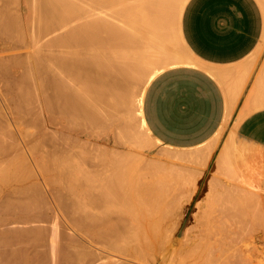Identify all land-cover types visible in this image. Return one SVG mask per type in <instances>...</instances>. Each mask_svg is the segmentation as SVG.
<instances>
[{
	"label": "bare ground",
	"instance_id": "bare-ground-1",
	"mask_svg": "<svg viewBox=\"0 0 264 264\" xmlns=\"http://www.w3.org/2000/svg\"><path fill=\"white\" fill-rule=\"evenodd\" d=\"M186 2L187 0H0V73L12 74L9 76L12 78L11 84L5 76L9 83L2 82V86L0 85L3 88L10 86L12 90V96H8V101L5 99L6 96H1L4 100L0 97L4 102L7 101L1 104L7 103L8 106L6 111L0 108L1 114L2 111L5 112L3 114L5 118L2 117L4 120H0L2 126L4 125L0 129V153L6 152V149H10L8 152L12 150L15 152L14 148L17 147H13V142L10 144V140L7 142L6 139L13 140L18 136L21 143L15 142V146L19 145L18 148L28 154L27 156L24 154L25 158L29 159L28 164L36 169L32 171L34 169L31 166L32 173L28 168L27 171H20L23 175L26 172L27 176L24 178L28 177L29 185L24 182L26 184L24 186L22 177H18L20 174L17 175L15 168L22 164L19 163L22 162L19 158L23 155H18V162L11 159L8 164L6 161L9 160L4 158L0 162V177L6 173L7 181L9 178L7 172L15 169L14 175L18 178L14 179L12 172L10 173L12 180L16 182L22 180L20 181L22 186L17 184L20 186L17 189L15 185L17 190L14 194L17 193L19 196L10 194L15 197H20L21 194L24 201L28 197L31 200L32 196L33 200L45 201L47 193L44 192L43 185L48 183L60 187L67 184L69 188L67 194H70L68 195L71 198L70 207L72 206L73 210L71 214L70 211L68 212L71 209H66L69 206L65 205L69 201L66 202L65 199L64 203L60 201H63V196L68 198L67 194L58 196L57 188L54 187L52 190L55 189L56 192L53 193L56 194L52 195V191L49 192L52 197L57 195L54 197L56 200L61 198L59 200L61 203L58 205H65L66 208L63 207L66 209L65 213H69V217L73 212L75 214L73 218H69L73 220L75 229L71 224L72 221L70 222L72 227L65 225L70 233L63 232L62 228L65 224H62L63 222H60L63 227L59 230L56 226L50 227L51 224L48 228L46 219L56 217L52 214L45 216L47 214L45 212L44 215L40 213L44 209L40 207L42 202L37 201L40 204L36 202V207L31 204L35 210L38 208L42 211L28 212L34 209L33 207L28 210L31 203L29 199L24 204L25 202L11 200L13 196L9 197L8 193H6L7 198L0 193L4 199L1 198L3 206L6 205V201L11 200L6 206L7 210L3 208L5 212L0 210V264H76L77 262L80 264L81 260H84L81 264H168V261L171 262L170 259L177 256L181 257L178 258L179 264H264V168L255 169L252 162L247 166L245 162V166H241L238 160L240 157L234 156L235 159H231L228 157L230 150L228 152L220 149L221 153L215 155L212 163H215L218 170L219 168L227 170L226 174L229 172L228 175H232V178L236 177V180L230 181V184H223L224 188L217 181L214 189L221 186L223 189L212 191L209 195L213 198H209L207 204L203 202L205 205L196 202L198 210L196 209L194 217L198 224L196 227L193 226L195 229H188L186 225L189 216H186V213L190 210L186 206H181V200L188 194V199L183 201L189 202L191 198H197L200 194L202 187L197 181L205 174L219 141H216L213 148H209L208 151H204L203 147L195 148L197 149H194L195 154L192 152V155L198 158L195 163H190L191 160L187 162L185 159L191 156L185 154L172 156L176 158V162L186 161L185 164L181 161L183 165L177 166L181 169L185 165L182 171L173 165L171 156H167L170 160L165 156L166 160H169L167 163H170L167 165L172 163L168 168L165 158L158 157V155L162 156V152L157 154L154 160H148L151 157L147 158L143 155L148 161L141 157L140 160H144L141 165L144 163L143 167L146 165V168L151 167V169H147L148 172L145 168L141 169L149 174L152 172L151 175L142 173L136 167L138 164L136 165L135 162L140 163L138 156L140 157L141 153L140 155L133 152V155L137 154L134 156L137 158L134 159L135 166L129 163V161L133 162L130 159V151H128L130 156L125 152L121 154L123 152L121 149L119 154L118 148H114V145L111 149V151L115 150L112 151L113 153L106 147L105 150L108 152L100 151L99 153L103 154L100 156L99 153L94 152L95 149L92 150L94 144L92 146V143H88L91 141L89 137L93 136L90 132L93 130L94 133H98L96 128L99 127L101 130L100 127L103 126L105 128L102 129L103 132L112 130L116 133L113 135L114 138L116 136V140H121L118 141L119 143L124 140L128 146L130 144L141 149L147 144L145 136L147 137L150 132L146 121L141 117L147 85L168 67L194 63L193 58L183 56L179 47V42H183L180 34V18ZM263 51L264 37L257 54L260 56ZM7 53L10 55L7 56ZM1 78L3 81V77ZM139 85L144 87L136 91ZM133 87L136 88L129 93L130 88ZM9 88L8 92L11 91ZM133 115H135L134 120ZM140 117L144 125L141 124ZM3 122L9 124L7 125L9 129L12 124L14 125L12 126L15 128L16 136H10L13 132L9 133ZM9 122L12 124L10 125ZM136 124L139 125L142 133L137 132ZM32 125L40 128L39 132L30 131L29 127ZM52 128L55 131L47 136ZM56 131L59 132L58 134L62 133L60 134L64 139L62 142L55 135ZM71 132L84 134L87 138L82 140L79 136H71ZM52 136L57 137H54V141L57 139L58 147L60 142L64 143L65 147L67 144V147L58 148ZM49 142L55 143L51 145V151L44 147V144L50 145ZM118 142L116 141V144ZM5 143L10 146L5 148ZM76 143L84 145L77 148ZM222 143L223 147L224 140ZM72 145L76 150H81V153L84 151H82L83 147L86 149L92 146L90 150L93 151V156L88 154L90 151L88 148L89 151L86 152L91 158H88L90 156L87 157L86 153L79 155L80 160L83 158L82 162L86 159H90V161L86 160L90 165L94 162L92 167L86 163L88 167L85 166V169L91 167L90 170L84 171L82 169L84 166L80 167L82 164L80 161H78L80 164L73 163L76 161L73 158L80 151L74 155L75 149L71 147ZM103 147L105 146L102 144L99 148L103 150ZM229 147L231 149L232 146ZM44 148L47 153L49 152L47 155ZM21 150L16 152L20 153ZM127 150L126 148L124 151ZM41 151L46 159L39 160L42 157ZM15 153L11 156L15 157L18 154ZM94 153L97 157L100 156L99 160L95 158ZM16 163L19 165L17 166ZM187 163L191 164V167L195 164L194 168H189ZM198 163L200 166H196ZM163 167H167V172ZM169 169L170 173L172 169L173 172L174 170L177 172L170 175ZM156 170L163 175L155 173ZM160 170H164L166 174ZM38 171L42 174L38 175ZM167 174L172 176L170 181L177 174L179 177L176 178L175 175L176 180L181 179L182 182L184 178L185 180L190 178L189 181L193 180V182L187 181L190 183L189 187L181 189L187 185V182L183 180L184 184L181 185L180 181L178 183L174 179L171 186L175 185L183 191L180 193L177 191V195L173 197L175 193L171 195L172 190L166 188L167 184L169 187L171 183L166 184V180L169 179ZM252 176L259 180V184L255 183L257 180L253 182L255 179L252 180ZM218 179L221 180L219 177ZM12 180L10 177L8 181L12 182ZM8 181L2 183L7 185ZM174 183L180 184L181 188ZM7 189L0 192L3 194L9 191ZM32 189L35 195L30 192V196H27L28 191ZM39 190H43L46 195L38 193ZM22 194L25 197H22ZM36 194L44 195L45 198L42 196L35 198ZM42 205L45 206L44 202ZM16 208L18 210H15ZM45 209L49 212L53 210L46 206ZM45 209L44 211L47 212ZM57 218L61 220L60 216ZM41 220L46 222L44 223L46 227L39 223ZM29 224L31 226L28 227ZM84 229L82 233L86 237L78 232ZM248 231H254L253 236L251 234L252 238L249 237L250 235L244 236L249 234ZM238 237L244 240L251 238L250 243L241 242ZM29 240L34 243H29ZM236 241L240 242H237L239 245L241 243L248 245H245V248H241L242 245L237 248ZM27 243L31 245L28 246ZM85 257L86 260L83 259Z\"/></svg>",
	"mask_w": 264,
	"mask_h": 264
},
{
	"label": "crops",
	"instance_id": "crops-1",
	"mask_svg": "<svg viewBox=\"0 0 264 264\" xmlns=\"http://www.w3.org/2000/svg\"><path fill=\"white\" fill-rule=\"evenodd\" d=\"M260 4L187 0L180 34L194 63L159 73L143 99L149 134L161 145L201 148L228 127L239 142L264 152V58L257 54L264 37Z\"/></svg>",
	"mask_w": 264,
	"mask_h": 264
},
{
	"label": "rangeland",
	"instance_id": "rangeland-1",
	"mask_svg": "<svg viewBox=\"0 0 264 264\" xmlns=\"http://www.w3.org/2000/svg\"><path fill=\"white\" fill-rule=\"evenodd\" d=\"M259 1H260V3L262 4L263 9H264V3H263V0H259ZM177 31H178V30H177ZM180 44H181V45H180ZM179 47H180L181 50H182V54H183V56H185V57H187V56L191 57V54H190L189 51L186 49V47H185V45H184L183 42H182V43L179 42ZM263 54H264V51H263L262 55H263ZM2 55H5V56H6V54H2ZM8 55H10V54L7 53V56H8ZM263 58H264V55H263ZM169 68H171V67H168V68H166V69H169ZM166 69H165V70H166ZM0 74H1V73H0ZM1 75H2V76H0V79H1V80H0V85H1V86H2V82H4V83L6 84V83H7V80H10V84H11V80H12V78H9V76L12 75V74H10V75H8V74H6V75H5V74H1ZM5 76H6L7 80H6V78H4ZM1 77H3V81H2V78H1ZM4 79H5L6 82L4 81ZM8 83H9V81H8ZM8 83H7V84H8ZM1 86H0V92H1V93H0V97H1V96H6L7 98H5V99L8 101L9 97L12 96V93H11L12 90L10 89L11 87H10L9 85H8V86H9L10 88H9V87H7V88H6V87L3 88V87H1ZM5 86H6V85H5ZM11 86H12V85H11ZM142 87H144V86L139 85V86H137V88L135 87L136 89H135L134 87H133V89L130 88L129 93H131V91H134V89L137 91L138 89H140V88H142ZM147 87H148V85H147ZM8 88L11 90L10 92H8V91H9V90H7ZM3 89H6V91L3 90ZM146 90H147V88H146ZM4 91H5V93H6L7 95H5ZM145 92H146V91H145ZM8 93H9V94H8ZM8 96H9V97H8ZM1 98L3 99L4 97H1ZM2 99H0V108H1V110L4 109V110L6 111L8 106H7V103H6V105L4 104L6 108H4V105L1 104V103L4 102V101H3L4 99H3V100H2ZM7 101H5V102H7ZM5 102H4V103H5ZM1 105H2V107H1ZM9 105H10V102H9ZM10 106H11V105H10ZM11 108H12V107H11ZM124 111H126V110L124 109ZM124 111L122 110L121 113H123ZM4 113H5L4 111H2V114H1V112H0V115H2V116L0 117V120H1V121L4 120V118H5V116L3 115ZM132 113H134V110H133ZM2 117H4V118H2ZM141 117H143V116L141 115ZM141 117H140L139 119H140V121H141V124L144 125V123L142 122ZM132 118H133V120H134L135 115H133ZM143 118H144V117H143ZM5 120H6V119H5ZM1 121H0V129L4 126V125L2 126ZM135 121H136V120H135ZM135 121H134V122H135ZM4 122H5V121H4ZM4 122H3V123H4ZM6 122H7V121H6ZM9 123H10V122H9ZM4 124H6V123H4ZM11 124H12V123H10V125H11ZM7 125H9V124H6V126H7ZM12 125H13V124H12ZM12 125L10 126V129H11V127H12V130H10L8 126H7V129H6V130H8L9 133H12V132H13L12 134H10V136H12V135L16 136V134H15L16 132L14 131L15 128H13L14 125H13V126H12ZM136 125L138 126V129H136L137 132L142 133L141 130H140V128H139V125H138V124H136ZM6 126H5V127H6ZM32 127L35 128V129H33ZM32 127H31V126L29 127V129L31 128L30 131H32V130L35 131V130H36L35 132L37 133V130H38V132H39V129H40V128H36L37 126L34 127L33 125H32ZM96 127H97V126H96ZM97 128H98V129H97ZM97 128H96V130H98V133H94L93 130H92L93 128L90 129V131L92 130V132H90V133H91L93 136L89 137V139L91 140L90 142L87 141L88 143H92V144H91L92 146H93V144H94V146H95V145H96L95 143H98V144L96 145V147H94V146L92 147L91 145L88 146V147H86V149H85V147H83L84 149L82 148V151H83V150H84V151L87 150V151H85V152L83 151V153H81V150H79V151H80V153H79V151L76 150V149L73 147V145L71 146V147H73V148L75 149V154L73 153L74 155H76V152L79 153V154H77V155L73 158V159H76L75 162L72 160L73 163H76V162L79 163L78 161H80V163H81V162L83 161V160H82L83 158L81 157V158H82V159H81L82 161H81L79 155H80V154H85L86 152H88V151L90 150V147L93 148L92 150L95 149L94 152H96V153L98 154L100 151H101V152H102V151H103V152L106 151L107 148H108V150L111 151V149L113 148L112 146H114V145H115L114 148H118L117 150H118L119 154H120V149H121V152H122V150H123V152H122L121 154H124V152H125L126 155H127L128 153L130 154V152H131V156L134 154L133 152L138 153V154L141 153L142 155L140 154L141 156H140V157L138 156L139 160L142 159V158H144V160L146 161L147 158H150V157H151V158L148 159V160H151V159L154 160V159H155L154 157H155L157 154H160V153L162 152V156H163V157H162L161 155H160V156L158 155V157H160V158H162V159H164L165 156H166V157H167V156H171V158H172V156L177 155V154H185V155L191 156L190 158L185 159L187 162L190 161V160H191L190 163H195V162L198 161V158H197L196 156L192 155L193 153L195 154L194 151L197 150V149H195V148H194L195 150H194V149H191V150H189V149H188V150H183V149H176V148H171V147L168 149L166 146H163V145H161V143L157 142V140H156L155 138H153L152 135L150 136V134H148L147 137L145 136V138H146V140H147V144L144 146V148L141 149V148H139V147H137V146H133V147H134V149H133V147H132L130 144H129V146H128L127 142L124 141V140H123L122 142L119 143L118 141H121V140H119V139L116 140V139H115L116 136H115V138H114V135L116 134V133H113L114 131H112V130H108V132H107V131H106V132H105V131L103 132V130L105 129V128H103V126L100 127L101 130H99V127H97ZM53 129H54V128H52V129L50 130V134H47V136L51 135V132H52V131H53V132L55 131V129H54V130H53ZM102 129H103V130H102ZM6 130L4 129L5 132H6ZM94 130H95V129H94ZM96 130H95V132H96ZM8 132H7V133H8ZM47 132L49 133V130H48ZM56 132H57V131H56ZM9 133H8V136H9ZM58 133H59V132H57L55 135L58 136V139H61L60 141L62 142V140H64V139H62V138L60 137V134H62V133H60V134H58ZM100 133H101V134H100ZM105 133L108 134V135H106ZM140 133H139V134H140ZM76 134H78V133L74 132V134H73V133L71 132V136H72V135H73V136H79L82 140H83V139L85 140V139L87 138V136L84 135V134H78V135H76ZM95 134H97V135H95ZM113 134H114V135H113ZM146 134H147V133H146ZM8 136H7V137H8ZM56 136H54V137H56ZM104 136H105V139H104ZM111 136H112V138H110ZM16 137H17V139H16ZM16 137H15V139L13 138V140H12V138H7V139H6L7 142H9L8 140H10V144H12L11 142H13V144H12V145H14L13 147H17V148H14V150L16 149L15 152H16L17 150H18V151L21 150V149L18 148L19 145H18V146H15V142H16V144H18V142L21 143L20 138H19V140H18V136H16ZM52 137H53V136H52ZM54 137H53V141H54ZM59 137H60V138H59ZM95 137H97V138H95ZM56 138H57V137H56ZM4 139H5V138H4ZM99 139H100L101 141H98ZM103 139H104V140H103ZM143 139H144V138H143ZM50 140H51V139H50ZM56 140H57V139H55V141H54V142H56V144H55V143H54V144L57 146V141H56ZM109 140H110L112 143H110ZM223 140H224V146L222 147V145H223V143H222ZM46 141H48V140H46ZM65 141H66V140H65ZM67 141H68V140H67ZM96 141H97V142H96ZM108 141H109V142H108ZM116 141H117L119 144H118V143L116 144ZM216 141H219V142L217 143V146H216V148H215L213 154L211 155V159H210L209 164H208V166H207L206 172H205V174L202 176V178H200V179L197 181L198 185L202 187V190L200 191V194L197 195V196H198L197 198H196V197H193V198H191V200H190L189 202H188V201L185 202V200H187L188 197H189L188 194H186V195H187V196H186L187 199L184 197L183 199H185V200L183 201V199H182V200H181V203H180L181 206H186V207H188L189 210H190L189 212L186 213V216H189L188 219H187V225H186V228H188V229H189V228H190V229H195L196 225L198 224V223H197V220H195V217H194V216H196L195 213H196L197 210H198V209L196 208V202H199L200 204H203V205H205V203L207 204L209 198H213L212 195H209L210 193H212V191H214V190H215V192H217L216 190H218V191L220 190V191H221V188H222L223 184H224V185H226V184H230V181H233V182H234V180H236V177H235V176H234L235 178H232V175H230L231 177L228 175L229 172L226 174V171H227V170L224 171V170H222V169L220 170V168H219V170H220V172H219L218 168L215 166V163H212V162L214 161L215 155H217L219 152L221 153V151L224 150V149H225V150H228V152H229V150H230L231 152L228 154V157L231 158V159H235V158H237V157H240V158L238 159V160H240V161H239V162H240L239 165H241V166H242V165L245 166V162H246V163H247L246 166H247L248 163L252 162V163L254 164L253 167H254L255 169H256V168H258V169H259V168H264V152L261 151V150H259V149H257V148H255V147H253V146H249V145H246V144H244V143L239 142V141L234 137V135L232 134V132H231V131L229 132V128H228V127L225 128V130H222V131H221V132H220V133H219V134H218L213 140H211L207 145H205V146L203 147V150H204V151H208L209 148L212 149L213 146L215 145ZM7 142H6V143H7ZM61 142L59 143V141H58V143H59V144H58L59 147H58V146H57V147H58V148H62V147H63V148H66V147H67V144H66V147H65V144H64V143H61ZM68 142H72V141H68ZM83 142H84V141H83ZM93 142H95V143H93ZM103 142H106V143H103ZM107 142H108V143H107ZM6 143H5V146H6L5 148H7L8 145L10 146V144L6 145ZM44 143H46V142H44ZM47 143H48V142H47ZM42 144H43V143H42ZM49 144H50V145L47 144L49 147L46 146V144H44L45 146H44V145H43V146L46 147L47 150L49 149L48 151H51V145L53 146L54 144H51L50 142H49ZM63 144H64V145H63ZM68 144H70V143H68ZM99 144H100L101 146H102V144H103V146H105V147H103V150H102V148H101V149L99 148V147H100ZM107 144H108V145H107ZM111 144H112V145H111ZM120 144L122 145V147H121ZM225 144H226V145H225ZM82 145H84V144H82V143H80V144H79V143H76L75 146L78 148V147H80V146L82 147ZM85 145H87V144L85 143ZM98 145H99V146H98ZM126 145H127V146H126ZM228 145H229V146H232L231 149H233V150H231L230 147H229ZM39 146L42 147V145H39ZM60 146H61V147H60ZM123 146H124V147H123ZM227 146H228V147H227ZM40 147H38V148L40 149ZM54 147H55V146H54ZM106 147H107V148H106ZM109 147H110V148H109ZM119 147H120V148H119ZM135 147H136V148H135ZM140 147H141V146H140ZM5 148H4V150H5ZM10 148H11V150L13 149L12 146H11ZM38 148H37V151H39ZM73 148H72V149H73ZM87 148H88L89 150H88ZM105 148H106V150H105ZM124 148H125V149H124ZM126 148L128 149L127 152L124 151V150H126ZM166 148H167V149H166ZM52 149H53V148H52ZM72 149H71V150H72ZM97 149H99V150H97ZM163 149H164V150H163ZM220 149H221V151H220ZM41 150H42V148H41ZM44 150H45V148H44ZM44 150H43V151H44ZM53 150H54V149H53ZM134 150H135V151H134ZM5 151L8 152V151H10V149H9V150L6 149ZM12 151H13V150H12ZM12 151H11V152H8L7 154H6V152H3L2 154L0 153V162H1L2 159L4 160V158H5L6 160H9L8 162L5 160L7 164L10 163L11 159H12L13 161L16 160L17 162H18L19 160L22 161V162H19L20 164L22 163L21 165L18 164L19 167H20V166H21V167L19 168V167H16V166H15V168H17V170H16L17 175L20 174V176H18V177H22V180H23V181H22V180H20V181H22V182H23V185H24V184H25L24 182H26V183L28 182V181H27V178H28V177H27V178H24V176H27L26 172H25V174L23 175V173L20 172V171H24V170L27 171L28 169H30V167H31L32 165L30 166V164H28V160H29V159H28V157L25 158V156H24L25 153H24L22 150H21V152H23V154H22L21 152H20V153H18V152L15 153L14 151H13V152H12ZM90 151H91V150H90ZM90 151H89L88 154L92 155V154H93V151H91L92 153H90ZM110 151H109V153H110ZM112 151H113V150H112ZM112 151H111V153H113L115 150H114L113 152H112ZM128 151H130V152H128ZM232 151H233L234 153H233ZM41 152H42V151H41ZM45 152H46V155L49 153V152L47 153L46 150H45ZM45 152H44V154H45ZM72 152H73V150H72ZM106 152H108V151H106ZM192 152H193V153H192ZM13 153H15V155H16L17 153H18V154H17L15 157H12V156H14ZM39 153H40V152H39ZM115 153H116V152H115ZM144 153H145V154H144ZM163 153H164V154H163ZM220 153H219V154H220ZM231 153H232V155H231ZM5 154H6V155H5ZM40 154H42V155H41L42 157H40V156L38 155V158L40 157L39 160H41L42 158H43V159H44V158L46 159V157H43V152L40 153ZM88 154L86 153L85 155H87V157H88V156H90V155H88ZM94 154H95V153H94ZM99 154H100V156L103 155L102 153H99ZM101 154H102V155H101ZM129 154H128V155H129ZM233 154H234V155H233ZM253 154H254V155H253ZM3 155H4V156H3ZM7 155H8V156H7ZM11 155H12V156H11ZM18 155H19V156H22V155H23L22 157H24L25 160H26L27 162H25L24 158L22 159V157H20V158L22 159V160H21V159L18 157ZM25 155L27 156L28 154L26 153ZM46 155H44V156H46ZM85 155H84V156H85ZM136 155H137V154L133 155V157H131V156L129 155L131 161L133 160V162H130V161H129V163H131V164L133 163V165H135V164L137 165V164H138L139 166H138V165H137V166L135 165V166L138 167L139 171L141 170L142 173L145 172V174H149V173H146V170H147V169H151V167H150V168H149V167L146 168V165H144V167H143V164H144V163H142V165H141V162H143L144 160H143V161L140 160V163H139V161H138V163H136V162H137V161H136L137 158L134 157V156H136ZM143 155L146 156L147 158L144 157ZM255 155H256V156H255ZM6 156H7V157H6ZM84 156H83V157H84ZM92 156H93V155H92ZM100 156L97 157V155L95 154V158L97 157L98 160L100 159ZM193 156H194V157H193ZM232 156H233V157H232ZM234 156H235V158H234ZM87 157H84V158H87ZM105 157H106V156H105ZM141 157H142V158H141ZM152 157H153V158H152ZM156 157H157V156H156ZM254 157H255V158H254ZM9 158H10V159H9ZM14 158H16V159H14ZM18 158H19V160H17ZM88 158H91V156L88 157ZM102 158H104V157H102ZM132 158H133V159H132ZM145 158H146V159H145ZM167 158H168V157H167ZM242 158H243L244 160H243ZM97 159H95V160H97ZM134 159H136V160H134ZM168 159L170 160V158H168ZM173 159H174V160H173ZM241 159H242V160H241ZM86 160H87V161H88V160L90 161V159H86ZM86 160H84L85 162H82V164L80 165V167H82V165L84 166V168L82 167V169H84V171H86V170H90L91 167H92L91 165L94 164V162L91 161V162H93V163L90 165V164H89L90 162L88 163ZM95 160H94V161H95ZM148 160H147V161H148ZM164 160H165V162H166V165H167V164H170V163H167V162H169V160L167 161L166 158H165ZM175 160H176L175 157H173L172 160H171V161L173 162V165H175V167H177V166L180 167L181 165H183V164H181V163H182L181 161H184V164L186 163L185 160H180L179 162L177 161L178 163H177ZM247 160H248V161H247ZM16 161H15V162H16ZM135 161H136V162H135ZM194 161H195V162H194ZM242 161H243V162H242ZM23 162H24V164H23ZM134 162H135V164H134ZM180 162H181V163H180ZM3 163H4V162H3ZM6 163H5V164H6ZM26 163H27V164H26ZM29 163H30V161H29ZM80 163H79V164H80ZM84 163H85V165H84ZM86 163H87V165L89 164L88 166H91V167H89L90 169H89V168L85 169L86 167H88V166H86ZM163 163H164V162H163ZM233 163H234V162H233ZM242 163H243V164H242ZM179 164H180V166H179ZM188 164H189V163H187L186 165H187L188 167L190 166L189 168H194V165H195V164L192 165L193 167H191V164H189V165H188ZM16 165H17V163H16ZM18 165H17V166H18ZM23 165H24V166H23ZM25 165H27V167H26ZM9 166H10V165H9ZM85 166H86V167H85ZM140 166H141V167H140ZM167 166H168V168H170V166H172V163H171V165H167ZM184 166H185V165H184ZM184 166H183V167H184ZM196 166H200L199 163H198V165H196ZM196 166H195V167H196ZM22 167H24L25 169L22 168ZM178 167H177V168H178ZM183 167H181V169H182ZM221 167H222V166H221ZM18 168H19V169H18ZM27 168H28V169H27ZM31 168L34 169V170H32V171H35V170H36L35 167L33 168V166H32ZM141 168H142V169L145 168L146 170H145V171H144V170L142 171ZM164 168H165V169H164ZM171 168H172V167H171ZM177 168H176V170H177ZM215 168H216V169H215ZM13 169H14V168H13ZM152 169H154V168H152ZM163 169L166 171L167 167H163ZM178 169H179V168H178ZM181 169H179V170H181ZM184 169H185V167H184ZM7 170H9V169H7ZM18 170H19V171H18ZM92 170H93V169H92ZM154 170H155V169H154ZM164 170H160V172H161V171L164 172ZM167 170H168V169H167ZM176 170H174V172H173V169H172L171 173H172V174L175 173ZM207 170H208V171H207ZM214 170H215V171H214ZM5 171H6V170H5ZM9 171H10V170H9ZM9 171H8V172L6 171L8 177H9L8 180L10 179V177H11V180H12V176H13L14 179H15V178H18L17 175H14V174H16V172H14L15 169H14V171H10V172H9ZM30 171H31V169H30ZM32 171H31V173H32ZM151 171H153V170H151ZM157 171H159V170H156L155 173H156ZM181 171H182V170H181ZM216 171H217V172H216ZM221 171H223V172H221ZM12 172H13V174H12ZM19 172H20V173H19ZM28 172H29V171H28ZM38 172H39V171H38ZM41 172H42V171H41ZM147 172H148V170H147ZM149 172H150V170H149ZM153 172H154V171H153ZM166 172H167V171H166ZM168 172H169L168 174L171 175V173H170V169H169ZM176 172H177V171H176ZM214 172H215V173H214ZM224 172H225V173H224ZM3 173H4V171H3ZM3 173H1V174L3 175ZM8 173H9V174L11 173L12 176H11V174L9 175ZM21 173H22V175H21ZM33 173H34V172H33ZM49 173H51V172H49ZM151 173H152V172H150L149 175H151ZM157 173H158V172H157ZM179 173H180V172L178 171V175L180 176ZM5 174H6V173H5ZM5 174L3 175L4 178L7 177ZM41 174H42V173L39 172L38 175H41ZM158 174L160 175L161 173H158ZM164 174H166V173L164 172ZM168 174H167V175H168ZM215 174H216V175H215ZM218 174H219V175H218ZM229 174H230V173H229ZM49 175H51V174H49ZM149 175H148V176H149ZM161 175H163V174H161ZM167 175H166V176H167ZM170 175H168V176H169V179H167L168 181L166 180V184L169 183V182H171V183H170L169 187H168V184H167L166 188H170V189L172 190V191L170 190V191H171L170 194H171V193H175V194H173V195L171 194L173 197H174V195H177V193H176L177 191H179V193L182 192L183 190H181V189L188 188L189 185H190V183L193 182L192 178H191L192 181L190 182V181H189L190 178H189V179L187 178L188 180H185V178L183 179V177H182V179L185 180V181H184L185 183H186L187 181H189L190 183L187 182V185H185V186H183V187L181 188V187H180V184H178V183H179L178 181H180L181 179H180V180H179V179L176 180V179L174 178L175 175H176V178H178L179 176H177V174H175L174 177H173V180L170 181V180H171V177H172V176H170ZM224 175H225L226 177H224ZM227 175H228L229 177H227ZM213 176H214V177H213ZM3 177H2V176L0 177V178H2L1 181H0V189H1L0 191L3 192L4 190H6V189L8 188L7 190H9V191L4 192V193H5V194L8 193V194H9L8 196L11 197V195L14 194L15 190L19 189V187L22 186V183H21L20 181H17V182H18V183H17L16 180L14 181V179H13V180H12L13 183L7 180L9 183H8L7 185H6V184L4 185L3 183L6 181V178L4 179ZM152 177H153V176H152ZM162 177H163V176H162ZM180 177H181V176H180ZM215 177H216L217 179H216ZM218 177H219L221 180H219ZM167 178H168V177H167ZM225 178H226V179H225ZM231 178H232V180H229V179H231ZM149 179H150V180H153V178H150V177H149ZM174 179H175L176 181H175ZM209 179H210V180H209ZM214 179H215V181H214ZM253 179H255V178L252 176V180H253ZM3 180H5V181H3ZM183 180H182V182L180 181L181 185L184 184ZM224 180H226V181H224ZM227 180H228V181H227ZM250 180H251V179H250ZM252 180H251V181H252ZM256 180H257V181H256ZM7 181H6L5 183H7ZM174 181H175V182H178V183H174V184H176L177 186L179 185V188H181V189H178L175 185H174V186H171V184H173ZM208 181H209V183H208ZM213 181H214V182H213ZM217 181L219 182V184H222V186H221V188H219V187L216 186L217 188L214 189V188H215V186H214L215 183H218ZM220 181H221V182H220ZM255 181H256V182H255ZM263 181H264V180H263ZM2 182H3V183H2ZM15 182H16V183H15ZM41 182H42V180H41ZM227 182H228V183H227ZM253 182H255L256 184H257V183L259 184V180H258V179H255ZM253 182H252V183H253ZM261 182H262V181H261ZM20 183H21V184H20ZM213 183H214V184H213ZM9 184H10V185H9ZM13 184H14V185H13ZM17 184H19L20 186H18ZM27 184L29 185V183H27ZM211 184H213V185L211 186ZM219 184H218V186H220ZM231 184H232V182H231ZM1 185L4 186V187H3L4 189L2 188ZM15 185H17V187H18L17 189H15V187H16ZM25 185H26V184H25ZM25 185H24V186H25ZM41 185H42V184H41ZM48 185H49V186H48ZM48 185H43L45 188L42 186V187L44 188V189H43L44 192L46 191V193H47V196H46L47 198H46V200L44 199L45 201H43V200H41V199H39V200H41V201H39V200H37V199H34V200H33V196H32V195H33V194L35 195L34 190L32 189V191H31V190L28 191L29 194H28L27 196H30V192H33V193H31V194H32V195H31L32 198L30 197L31 200H30L29 197H28L29 201H31V203H29L30 206H28V210H29L30 208H33L35 205H37L38 202H42V204H43V202H44L46 208H48V209H50V210H51V209L54 210V214H53V210H51V211L49 212L47 209H45V206L42 205V204H41L42 206L40 205V207H42V208L44 207V209L47 210V212L44 211V209H42L43 211H42L41 209H38V208H36V210H35V207H36V206L34 207V209H31V210H33V211H30V210H29V211L27 210V211H28V212H34V211H37V212H38V211H42V212H40V213H43V212L47 213V214H45V213L42 214V215L45 214V216H46V215H47V216H49V215L51 216V214H52V215L55 216L56 218H54V217H53V218H50V220L52 219L51 222H50V220H47V219H49V218H47V219H46V222H47V223H46V222H42V220L39 221V223L41 222V224H43V225H45L44 223L48 224V225H47L48 228H49V225L51 224L50 227L56 226V228H57L58 230L61 229V228L64 226V227L62 228L64 231H63V230H60V231H63V232H66V231H67L66 233H70V232H69L70 230H69L66 226H68V227H72V226H70V222L72 221V223H71L72 225H73L74 223H73V220H71V219H69V218H70V217L73 218L72 216H74L75 214H73V213H74V212H73V213H72V216L70 215V217H69V213L71 214V211H73L72 208H71L72 206L70 207V200H69V199H71V198H69V196H68V195H70V194H67V193H69V190H68L69 188H68L67 184H65L64 186L62 185L63 187H62V186L60 187V185H57V186L54 185V186H53L51 183H50V184L48 183ZM209 185H210L211 187H210ZM5 186H6V187H5ZM9 186H10V187H9ZM11 186H12L13 191H12V189H11ZM46 186H47V187H46ZM65 186H67V187L65 188ZM170 186L173 187L174 189H172ZM26 187H27V186H26ZM42 187H41V188H42ZM53 187H54V188H57V189H56L57 194H58V193L60 194V195L58 194V196L62 197V196L64 195L63 193H65V195L67 194L68 198H65V197L63 196V201L60 200L61 198H60V199L57 198V199H59V200H60L61 202H63V203H64V199H65V201H66V200L69 201V203H66V202H68V201L65 202V203H66L65 205H66V206H67V205L69 206V207L67 206L68 208H66L65 205H63L66 209H71V210H68V212L70 211L69 213L66 212V213H67V214H66V213H65L66 209H64V207H63L61 204H60L61 207L58 205V204L61 203V202H60L59 200H56V199L54 198V197H57V195L52 197L53 194H56V193H53V192L55 191V189H54V191L52 190ZM201 187H200V189H201ZM9 188H10V189H9ZM50 188H51V189H50ZM67 188H68V189H67ZM175 188H177V189H175ZM218 188H219V189H218ZM223 188H224V186H223ZM223 188H222V189H223ZM2 189H3V190H2ZM40 190H41V189H40ZM40 190H39V191H40ZM43 190H42V191H43ZM66 190H67V191H66ZM174 190H176V191L173 192ZM42 191H40V192H38V193L43 194L44 192H42ZM49 191H50V192L52 191V195H51V193H50ZM56 191H55V192H56ZM2 192H0L1 195L6 196L5 198H7V194H6V195H5L4 193L2 194ZM208 192H209V193H208ZM10 193H12V194H10ZM38 193H37V194H38ZM46 193H44V194L46 195ZM186 193H187V192H186ZM213 193H214V192H213ZM16 194H17V193H16ZM16 194H14V195H16ZM24 194L26 195V193H24ZM37 194H36V197H35V198H38V196H39V197H40V196L44 197V195H40V194H39V195L37 196ZM49 194H50V196H51L52 198L49 196ZM61 194H62V196H61ZM1 195H0V196H1ZM3 196L0 197V205H2V200H1V198L3 199ZM12 196H13V195H12ZM17 196H19V195L17 194ZM27 196H26V198H27ZM9 197H8V198H9ZM14 197H15V196H13L11 200H13V201L18 200V201L23 202V203L25 202L24 204L27 203V200H28V199H26V201H24L25 199H24V198H21V194H20V197H15V198H14ZM22 197H25V196H23V194H22ZM42 197H41V198H42ZM70 197H71V196H70ZM173 197H172V198H173ZM20 198H21L22 200H20ZM44 198H45V197H44ZM206 198H207V199H206ZM216 198H217V197H216ZM3 200H4V199H3ZM11 200L9 199V201H11ZM47 200H48V201H47ZM5 201H6V199H5ZM5 201H3L4 204H5ZM9 201H6V205H5V206H3V205L1 206L2 209H0V210H1L2 212H5V210H7V207H6V206H8V202H9ZM37 201H38V202H37ZM46 201H47V202H46ZM53 201H54V202H53ZM36 202H37V203H36ZM50 202H51V203H50ZM187 202H188V203H187ZM203 202H205V203H203ZM32 203H33V204H32ZM56 203H57V205H56ZM63 203H62V204H63ZM31 204L34 205V206H31ZM38 204H40V203H38ZM47 205H48V206H47ZM54 205H55V206H54ZM5 207H6V208H5ZM38 207H39V206H38ZM50 207H52V208H50ZM58 207H59L60 209H59ZM3 208H4L5 210H3ZM55 209H56V210H55ZM196 209H197V210H196ZM15 210H18V209L16 208ZM63 210H64V211H63ZM19 211H20V210H19ZM21 211H22V210H21ZM60 211H61V212H60ZM8 212H9V210H8ZM190 212H191V213H190ZM35 213H36V212H35ZM63 213H64L65 215H64ZM200 213H201V212H200ZM38 214H39V213H38ZM57 214H58V215H57ZM198 215H201V214H198ZM59 216H60L61 220H59V218H57V217H59ZM63 217H65V218H63ZM40 218H41V217H40ZM42 219H43V216H42ZM54 219H55V220H54ZM57 219H58V221H57ZM44 220H45V219H44ZM48 221H49L50 223H49ZM53 221L55 222V224H54ZM57 222H59V223H57ZM60 222H63L62 224H64V223H65V224L62 226V224H61ZM68 222H69V223H68ZM39 223H38V224H39ZM67 223H68L69 225H68ZM41 224H39V225H41ZM52 224H53V225H52ZM56 224H57L58 226H57ZM188 224H189V225H188ZM34 225H35V223H34ZM60 225H61V226H60ZM65 225H66V226H65ZM194 225H195V227H193ZM26 226H27V225H26ZM26 226H25V227H26ZM29 226H31V224H29L28 227H29ZM28 227H27V228H28ZM43 227H46V225L43 226ZM73 228L75 229L74 225H73ZM66 229H68V230H66ZM83 231H85V229L82 230V231H78V232H79V233L81 232L80 234H83V233H82ZM254 231H255V230H254ZM254 231H253V232H254ZM250 232H252V231H250ZM250 232L248 231L249 234H247V232H245L247 235L244 234V236L248 237V236L250 235L249 237H251V234H252V236H253L254 233H253V232L250 233ZM84 233H87V232H84ZM241 235H243V234H241ZM244 236H243V238H246V237H244ZM83 237H86L85 234H83ZM176 237H177V236H176ZM240 237H241V236H240ZM240 237H238V238H240ZM177 238H179V237H177ZM238 238H236V239H238ZM251 238H252V237H251ZM251 238H249V239H251ZM58 239H59V238H58ZM240 239H241V238H240ZM240 239H239V241H240ZM249 239H248V238L245 239V240H244V239H241V240H242L241 242L250 243V242H249ZM29 241H30V240H29ZM239 241H236V243H235V244L238 245V246H236L237 248H239L240 245H242L241 248H245V247L248 245V244H243V243H241V244L239 245V244H238V243H240ZM31 242L34 243L32 240H31L29 243H31ZM35 242H36V241H35ZM237 242H238V243H237ZM32 243H31V244H32ZM31 244H30V245H31ZM27 245H28V243H27ZM30 245H28V246H30ZM245 245H246V246H245ZM86 258H87V257H85V258H83V259L86 260ZM178 258H181V257H178V256H177V257L173 258L172 260L170 259L171 262L168 261V264H173V263H174V264H179L180 259H178ZM73 260H74V263H75V259H73ZM173 260H174V261H173ZM83 261H84V260H81V261H80V264H81V262H83ZM87 261H88V259H87ZM71 262H72V261H71ZM76 262H77V261H76ZM85 262H86V261H85ZM176 262H177V263H176ZM72 263H73V262H72ZM77 263L79 264V262H77ZM77 263H76V264H77ZM83 263H84V262H83ZM83 263H82V264H83ZM88 263H89V262H88ZM70 264H71V263H70ZM90 264H91V263H90ZM188 264H190V263H188Z\"/></svg>",
	"mask_w": 264,
	"mask_h": 264
}]
</instances>
